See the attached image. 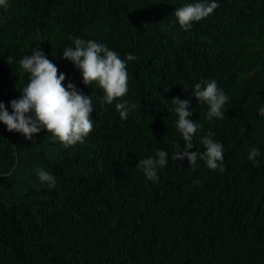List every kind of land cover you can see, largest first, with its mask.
Instances as JSON below:
<instances>
[{
  "label": "trees",
  "instance_id": "trees-1",
  "mask_svg": "<svg viewBox=\"0 0 264 264\" xmlns=\"http://www.w3.org/2000/svg\"><path fill=\"white\" fill-rule=\"evenodd\" d=\"M196 2L8 0L0 8V103L9 114L30 82L20 60L36 47L94 108V130L68 148L45 129L28 140L0 123V264H264V0H216L186 32L175 10ZM75 38L136 58L126 61L122 100L101 106L104 91L85 86L63 58ZM213 79L229 97L223 120H208L193 95ZM175 98L189 101V119L202 125L190 151L203 153L211 131L224 171L171 159L178 144L185 149ZM123 101L136 105L126 120L115 108ZM157 150L168 164L153 182L137 165ZM36 168L56 177L54 189Z\"/></svg>",
  "mask_w": 264,
  "mask_h": 264
},
{
  "label": "clouds",
  "instance_id": "clouds-1",
  "mask_svg": "<svg viewBox=\"0 0 264 264\" xmlns=\"http://www.w3.org/2000/svg\"><path fill=\"white\" fill-rule=\"evenodd\" d=\"M8 6V0H0V8L6 10ZM218 6L216 0L186 4L175 10L176 21L180 28L187 32L192 28L193 22L207 18ZM73 43L74 47L63 50V58L71 61L79 70L85 86L96 84L104 91L101 106L110 105L114 100H122L129 91L126 61H133L136 58L128 54L126 60H123L115 51L94 40L75 38ZM20 68L30 74V82L20 91V98L11 101V114L4 104L0 103V123L6 125L9 132L20 133L28 140L41 129H45L51 134L53 141H58L65 148L83 143L94 130L91 119L94 112L92 98L84 96L72 83L65 88L63 86L65 75H58L56 65L39 47L32 50L31 56L25 55L20 60ZM193 95L200 103L208 106L206 117L208 120L225 118L223 109L229 97L218 88L214 79L196 83ZM171 104L178 115L175 126L185 142L183 152L181 153L178 144L179 150L172 153L171 159L182 161L187 158L190 168L195 170L199 158L205 161L209 170L224 171L223 145L213 140L211 131L201 141L205 148L203 153L190 151L194 146V135L202 125L189 119L191 116L187 110L189 101L175 98ZM115 108L121 119L126 120L129 112L136 109V105L123 101L117 102ZM259 113L264 116V107L259 109ZM259 155V150L253 147L247 158L255 166L258 163L256 157ZM167 156V151L157 150L154 158L141 159L137 166L141 168L147 180L156 182L159 178L158 169L168 164ZM35 172L42 184H46L50 189L56 187V177L52 173L44 168H36Z\"/></svg>",
  "mask_w": 264,
  "mask_h": 264
}]
</instances>
